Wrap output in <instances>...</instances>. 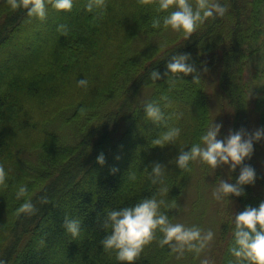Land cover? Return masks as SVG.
Segmentation results:
<instances>
[{
	"label": "trees",
	"instance_id": "16d2710c",
	"mask_svg": "<svg viewBox=\"0 0 264 264\" xmlns=\"http://www.w3.org/2000/svg\"><path fill=\"white\" fill-rule=\"evenodd\" d=\"M0 1V164L8 177L7 187L0 189V260L6 264H126L115 252L104 251L100 242L109 233L98 225L97 217L145 198L160 200L161 185H153L149 178L151 164L158 162L166 167L164 184L169 189L160 196L170 207L161 211L173 219L197 170L196 161L190 163V172L181 171L175 158L181 148L188 151L199 143L213 124L214 88L221 108L233 119V130H245L250 109L259 129H264V61L251 79L260 77L258 91L244 76L253 45L260 41L264 47V0H218L227 6L228 16L209 18L187 40L162 23L153 29L152 20L168 13L138 0H106L104 9L87 13L83 9L87 0H73L71 11L48 5L44 21L30 20L26 10L13 11L7 0ZM122 4L128 9L120 17L115 12ZM60 25L67 26V35L58 31ZM222 35L230 42L226 46L216 40ZM29 39L33 42L24 44ZM176 54H190L189 62L201 74L199 84L192 83V75L177 80L171 89L166 77L150 79L153 70L163 76ZM78 73L84 76L74 82L75 89L57 99ZM81 79L87 80V87L78 86ZM169 101L171 107L165 108ZM150 102H158L168 117L183 108L187 112L179 120H167L169 127H183L185 135L163 149L152 143L166 128L147 119L144 106ZM134 146L141 147L140 158L131 162L127 155ZM101 153L103 166L97 163ZM244 164L255 170L256 179L243 186L244 195L230 196L231 203H224L212 256L215 264L235 259L229 254L235 215L264 202V179L251 158ZM204 167L209 168L203 163ZM112 168L118 171L113 174ZM131 174L135 181L129 179ZM239 174L240 166L229 169L224 178L235 184ZM20 186H27L28 196L17 200ZM42 197L49 203H41ZM27 199L37 211L17 216ZM65 217L81 222L78 238L64 229ZM161 235L157 232V240ZM171 257L167 245L153 241L134 264H167Z\"/></svg>",
	"mask_w": 264,
	"mask_h": 264
},
{
	"label": "clouds",
	"instance_id": "9594fccd",
	"mask_svg": "<svg viewBox=\"0 0 264 264\" xmlns=\"http://www.w3.org/2000/svg\"><path fill=\"white\" fill-rule=\"evenodd\" d=\"M142 6L156 5L158 12L168 13L163 17L152 20L151 27L159 29L161 23L164 29L171 28L173 31L183 33L185 39L193 35L197 29L209 18L216 16L223 17L228 11L227 6H222L218 0H138ZM7 4L13 11L26 10V15L44 21L47 17V6L51 5L57 11H71L73 0H7ZM86 11L102 10L106 7V0H87ZM169 9H175L169 12ZM58 31L62 35H67L66 25H60ZM190 54H176L166 64V71L163 76L153 70L150 79L155 82L166 77L165 83L171 88L175 87L177 80L192 75V83L199 84L201 78L194 63H190ZM203 71L206 73L207 68ZM182 74V75H181ZM87 80L78 81L79 87H87ZM168 101L167 96L161 97ZM171 107V102L164 105ZM83 111V109H82ZM147 119L158 125H163L166 131L162 132L152 143L163 149L165 146L174 144L181 134L179 127L167 125V120L174 117L179 120L183 113H173L166 117L158 102H150L144 106ZM222 125L213 123L207 131L200 137V142L193 144L188 151L181 148L175 158L176 166L185 172H190L191 162L199 161L207 164L212 169L228 166L234 171L240 166V174L235 184L227 182L225 179H217L216 187L212 192V197L218 202L231 203L230 196L239 197L244 195V185L254 184L256 179L255 170L250 165H245V159H250L254 148L253 143L264 138V129H257L252 133L244 129L230 131L224 139H218ZM118 159V158H117ZM171 162V161H170ZM97 163L104 165L105 157L101 153L97 157ZM149 178L153 185H161L160 195L169 192L164 184L165 165L158 162L151 164ZM147 170V168H146ZM118 169L112 168L114 174ZM6 172L4 166L0 164V187H7ZM131 181L136 180L135 174L129 176ZM28 196L27 186H20L16 192V199ZM41 203H49L46 197L41 198ZM161 207H170L163 199L157 200L155 196L145 198L131 207H124L119 210H108L101 219L97 217L98 225L108 232L101 245L105 252H115L116 259L126 264H134L139 259L145 246L157 241L160 247L167 245L172 253L177 254V259L184 256L185 252L194 253L198 258L205 251L214 239L212 230H203L197 226L186 227L181 223H172L167 214L161 211ZM37 211L30 199L16 210V215H34ZM63 227L73 239L81 234V222L78 219H68L65 217ZM157 232L161 237L157 240ZM233 243L229 247V254L234 260H229L228 264H264V202L259 207H246L244 211L235 215ZM41 246L44 241L41 240ZM0 264H6L0 260ZM200 264H212L207 257L200 260Z\"/></svg>",
	"mask_w": 264,
	"mask_h": 264
},
{
	"label": "rangeland",
	"instance_id": "374dc122",
	"mask_svg": "<svg viewBox=\"0 0 264 264\" xmlns=\"http://www.w3.org/2000/svg\"><path fill=\"white\" fill-rule=\"evenodd\" d=\"M1 2V1H0ZM106 4L108 2L106 1ZM122 10H117L115 13L122 17L124 15V11L128 9L126 5H121ZM83 9L86 10V7ZM97 11V10H94ZM86 11L85 13H87ZM227 16H228V12ZM262 22V28H261V36L262 41H264V11L262 13L261 17ZM229 28V26H228ZM231 28V27H230ZM229 28V29H230ZM232 29V28H231ZM104 30V29H103ZM104 32V31H103ZM104 34V33H102ZM220 36V35H219ZM216 38L217 41L223 40L225 43V46L229 44L230 42L227 41L226 36L223 37V35L219 38ZM19 40V39H18ZM30 41H27L24 44H29L33 40L29 39ZM41 40V38L39 39ZM22 42H24L22 40ZM39 43V42H38ZM260 41L256 42L253 47L251 54V58L249 59V64L245 70V80L247 82H252L254 71L259 72L262 67L261 63L264 61V47L261 46ZM15 47H13L14 49ZM30 50V49H29ZM32 52V51H31ZM32 54V53H31ZM84 75H80L79 73L73 77H71V86L70 87H62V90L60 91V95L57 97L63 98L67 95L69 91H73L75 89V83L76 81L81 78ZM213 82L216 81L215 76H212ZM75 82V83H74ZM254 85L252 86L254 90L258 91L261 88L262 81L260 77H255L254 79ZM190 84V83H189ZM253 84V83H250ZM191 85H189L190 87ZM214 87V83H213ZM216 88L213 89L212 96H211V110H212V122L221 124V130L218 135V139H224L228 136L230 131H237L233 130L232 128V117H230V113L227 111V109H222L220 106L218 95L215 91ZM218 92V91H217ZM186 109H181V112L186 116L187 112H185ZM166 114V113H164ZM168 117V115H166ZM257 115L250 109L247 113V126L245 127V131L248 133H252L255 130L259 129V125L257 124ZM34 126H31V128ZM33 129V128H32ZM181 134L178 139H180L182 136H184V129L181 128ZM240 130V129H239ZM238 130V131H239ZM30 132V131H29ZM137 138L141 139V136H137ZM253 154L251 156V159L253 160V164L256 167L257 171L259 172V176L261 179H264V138H262L260 141L253 143ZM140 151L141 147L134 146L133 150H130V153L127 155V159L129 158V161L133 162L136 159L140 158ZM174 166V165H173ZM197 170L195 171V175L193 177V181L190 185L186 184L182 196L179 199V202L176 206L174 217L171 220L172 223H181L185 225L186 227H192L197 226L205 231L212 230L214 233V239L210 243L209 247L205 249L203 253H201L200 257H196L194 253L185 252L184 256L180 259H177V254L172 253L171 259L167 262V264H200V260L207 257L211 260L212 264H215L213 261V255L214 252H216V246H217V235L218 230L220 228V224L222 223V217L225 213V206L224 203L218 202L212 197V192L214 188L216 187L217 179H225V176H227L229 167L224 166L222 168L218 169H212V168H205L202 169L203 163L197 161ZM199 167V168H198ZM173 170V168H172ZM13 175V174H12ZM168 175H172V172ZM8 177H6L7 181ZM165 182V181H164ZM3 187H0V189ZM159 199H162V196H158ZM164 199V198H163ZM252 201L255 199L252 197ZM2 206V203L0 201V207ZM10 219L6 221L8 224ZM151 253V252H150ZM66 262L67 260L64 259ZM68 263V262H67Z\"/></svg>",
	"mask_w": 264,
	"mask_h": 264
}]
</instances>
